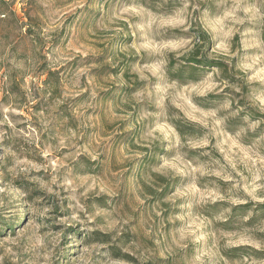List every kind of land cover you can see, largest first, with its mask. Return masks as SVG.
<instances>
[{"label":"clouds","instance_id":"clouds-1","mask_svg":"<svg viewBox=\"0 0 264 264\" xmlns=\"http://www.w3.org/2000/svg\"><path fill=\"white\" fill-rule=\"evenodd\" d=\"M0 264H264V0H0Z\"/></svg>","mask_w":264,"mask_h":264},{"label":"rangeland","instance_id":"rangeland-1","mask_svg":"<svg viewBox=\"0 0 264 264\" xmlns=\"http://www.w3.org/2000/svg\"><path fill=\"white\" fill-rule=\"evenodd\" d=\"M69 2H72V0H69ZM19 11H20V12H22V11H23V9H22V8H20V9H19ZM76 11H77V12H79L80 10H79V9H77ZM70 19H71V17H70Z\"/></svg>","mask_w":264,"mask_h":264},{"label":"trees","instance_id":"trees-1","mask_svg":"<svg viewBox=\"0 0 264 264\" xmlns=\"http://www.w3.org/2000/svg\"><path fill=\"white\" fill-rule=\"evenodd\" d=\"M233 254H235V253H233Z\"/></svg>","mask_w":264,"mask_h":264}]
</instances>
